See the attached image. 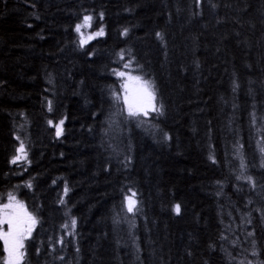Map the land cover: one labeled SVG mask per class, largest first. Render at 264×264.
I'll list each match as a JSON object with an SVG mask.
<instances>
[{"label": "trees", "instance_id": "16d2710c", "mask_svg": "<svg viewBox=\"0 0 264 264\" xmlns=\"http://www.w3.org/2000/svg\"><path fill=\"white\" fill-rule=\"evenodd\" d=\"M127 66L153 113L129 114ZM13 197L22 264H264V0H0Z\"/></svg>", "mask_w": 264, "mask_h": 264}, {"label": "rangeland", "instance_id": "374dc122", "mask_svg": "<svg viewBox=\"0 0 264 264\" xmlns=\"http://www.w3.org/2000/svg\"><path fill=\"white\" fill-rule=\"evenodd\" d=\"M85 21V20H84ZM84 21L80 24L79 34L81 43L83 45L92 42L93 40L101 37V31H93L91 26V20L88 25H85ZM129 66L124 70L117 73L118 78L122 81L124 89V102L126 108L129 112V107L131 106L134 115H149L157 109V98L152 87L144 81L142 78H139L135 75ZM121 73L123 75H121ZM135 201L133 197H129ZM129 198L127 200L129 206ZM5 205H9L8 208H5ZM0 208V239L4 243L3 236L8 232L9 225L6 222L8 219H12L14 224L19 226V229L22 231V238L20 233H17L16 239L19 244H22V247H17L16 256H18L17 264H22L24 258V250L26 242L32 237L36 226L37 221L34 216L28 211L26 205L21 202L18 198H10L8 202ZM136 205V201H135ZM134 205V207H135ZM34 221V223H33ZM30 227L31 231L28 232L27 228ZM11 240V238H10ZM5 247V243H4ZM6 251V250H5ZM8 252H5V263L8 261Z\"/></svg>", "mask_w": 264, "mask_h": 264}, {"label": "snow or ice", "instance_id": "6c2138e0", "mask_svg": "<svg viewBox=\"0 0 264 264\" xmlns=\"http://www.w3.org/2000/svg\"><path fill=\"white\" fill-rule=\"evenodd\" d=\"M91 20V17H85V25H88L89 22ZM82 26L81 25H77V28H76V31L79 32L80 31V28ZM125 32H127V30H125ZM98 34H102V30H101V33H98ZM159 35V34H158ZM121 75H123L121 73ZM129 114L130 115H134L135 113L133 112L131 106L129 107ZM61 124H63V121L60 122ZM60 134V129H59V126L57 127V135ZM23 150V147H21V151ZM251 179V178H249ZM67 190V189H66ZM134 195V194H133ZM134 205H135V201L132 200L131 198H129V207H128V211L129 212H132L133 209H134ZM9 205H5V208H8ZM177 213L180 212V206L179 205H176L175 206V209H174ZM9 225V229H8V232H6L3 236V239H4V243H5V250L8 252V261H7V264H17V260H18V256L16 257V259H14V256H16V253H17V247H22V244H19L18 243V240L16 239V235L17 233H20V237L22 238V231L19 229V226L17 224H14L13 220L12 219H8L6 221ZM34 223V221H33ZM73 225H75V220H73ZM27 231L30 232L31 231V228L28 227L27 228ZM11 238V240H10Z\"/></svg>", "mask_w": 264, "mask_h": 264}, {"label": "bare ground", "instance_id": "6f19581e", "mask_svg": "<svg viewBox=\"0 0 264 264\" xmlns=\"http://www.w3.org/2000/svg\"><path fill=\"white\" fill-rule=\"evenodd\" d=\"M210 3V2H209ZM241 159H242V157H241Z\"/></svg>", "mask_w": 264, "mask_h": 264}]
</instances>
